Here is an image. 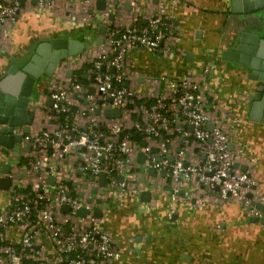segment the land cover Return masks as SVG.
I'll return each mask as SVG.
<instances>
[{
	"label": "crops",
	"instance_id": "crops-1",
	"mask_svg": "<svg viewBox=\"0 0 264 264\" xmlns=\"http://www.w3.org/2000/svg\"><path fill=\"white\" fill-rule=\"evenodd\" d=\"M127 2L130 0H125L123 9L114 7L109 12L108 15H114V19L109 20L111 26L134 20L132 3L127 8ZM36 6L37 0H25L20 19L0 32V75L13 65L21 68L42 43H49L52 39H87L90 42L83 53L61 62L53 75L38 80L34 87L30 105L37 103L38 107L30 126V137L36 138L48 131L55 138L61 122L53 108V91L69 90L67 104L78 129H86L92 115L89 110L92 101L101 100V93L93 85L90 68L102 51L96 42L101 36L102 16L92 6L86 10L79 0H56L50 9H37ZM162 8L175 16L171 39L173 53L166 54L162 49L155 52L133 48L128 54L126 82L135 93L133 102L117 119L106 118L103 110L95 112L104 129L117 120L141 145L131 160L133 177L128 189L119 191V187L124 186L119 182L115 189L102 195L99 179H91L93 173L85 164L83 147L67 154L58 145L36 151L34 142L32 151L26 152L22 149L23 144H19L20 154L15 157V151L0 146V169L4 163L12 167L9 175L0 170V177L14 175L9 190L0 188V211L13 200L25 198L30 193L25 192L26 188L32 191L41 189L46 180L49 190L54 191L55 185L63 181L73 196L92 203L93 210L101 209V217H96L93 211L95 223L112 235L120 253L118 259L106 264H264V212L259 209L261 216L248 215L243 204V196L252 193L251 199L264 205V115L260 120L251 118L254 95L264 81L249 78V71L242 65L223 59V52L231 48V40L236 34L255 31L254 22L258 18L260 21L264 19V10L234 14L231 0H177L176 4H172V0H152L149 5V11L155 14ZM40 58L44 57L40 55ZM207 67L212 72L205 80L203 70ZM189 72L198 80H204L206 88L201 97L204 106L213 118L224 119L225 129L231 136L230 150L233 155H239L234 166L238 163L236 168L251 174L256 181L253 191L224 199L218 192H206L196 180L172 183L164 172L143 162L144 145L158 149L156 157H161L159 149L168 138L164 158L174 156L197 163L205 157L198 141L192 138L186 148L183 136L177 133L149 138L142 136L141 139L135 136V124L151 121L150 107L166 90L162 80H178ZM75 82L81 84L80 90L74 88ZM186 129L192 131L193 127L188 125ZM178 149L183 153L180 154ZM36 159H40L45 167H55L56 173L31 169L28 163ZM16 175H22V178L17 179ZM51 175L56 178L55 184L47 182ZM95 187L97 193H93ZM18 189L23 191L18 192ZM145 191L150 195H143ZM171 191L178 193L174 203ZM99 199L100 204L97 203ZM172 207L174 212H171ZM59 219L65 220L61 216ZM42 228H39L37 240L43 254L40 259L28 258L27 263L66 264L56 244ZM29 229L36 230V227L33 225ZM25 231L27 229L18 226L0 230V244L19 245ZM0 264L7 262L0 261Z\"/></svg>",
	"mask_w": 264,
	"mask_h": 264
},
{
	"label": "built area",
	"instance_id": "built-area-1",
	"mask_svg": "<svg viewBox=\"0 0 264 264\" xmlns=\"http://www.w3.org/2000/svg\"><path fill=\"white\" fill-rule=\"evenodd\" d=\"M85 9L94 7L102 16V23L106 26L103 36L101 53L91 63L93 85L101 93L100 101H92L90 105L89 122L86 129H78L72 121L73 112L67 104L69 90L60 88L53 91V108L59 114L61 128L55 133V138L48 131L34 139L41 149L46 148L49 142L63 146L64 153H71L75 148L85 147L84 161L91 168L95 178L105 172L107 185L105 191L113 190L119 184L118 175L124 176V186H128L133 177L131 160L138 153L141 145L134 141L122 124L113 121L107 129H103L96 111L107 108L125 109L133 102L135 93L127 85L128 54L133 48H145L149 51L173 53L171 39L174 36L175 16L167 14L162 8L158 14L149 11L152 0H130L134 11V20L130 23H121L115 27L110 25L109 12L116 7L123 9L125 0H105L106 9L100 10L96 6L97 0H79ZM25 0H1L0 2V32L8 25H13L20 19ZM56 0H37V9L53 8ZM177 0H172L176 4ZM114 11V10H113ZM143 20H146L144 23ZM118 34V38H116ZM163 42V45L161 44ZM212 69L203 70L205 80L211 75ZM160 81V80H159ZM165 82L166 90L156 97L150 107V122H137L135 128L144 138L177 133L183 136L186 148L192 143V138L199 142L205 157L197 163L185 166L184 158L170 161L164 158L167 154V143L164 140L159 149L162 159L156 160V153L151 151L150 145L142 147L146 154V163L149 167L164 172L167 178L176 184L185 181H198L206 192H218L222 198L231 195L253 191L256 181L248 171L234 166L236 158L230 150L231 136L225 129L222 117H212L205 108L201 99L202 91L206 86L204 80H198L192 72L181 79ZM76 90L81 84H73ZM173 109V111L171 110ZM209 123H214L212 131ZM192 126L188 131L186 126ZM73 132V134H71ZM211 139V142H210ZM183 151L180 152V154ZM165 155V156H163ZM31 169L53 174L55 167H45L40 159L30 160ZM69 189L63 181L55 185L50 191L46 180L41 189L31 191L25 198L13 200L4 210L0 211V230L10 226H18L24 232L19 245L14 243L0 244V261L7 264H30L28 258L40 259L43 249L38 243L39 228L56 244L58 252L66 264H106L120 257L112 235L100 228L93 215V205L82 197L69 195ZM171 200L178 199L177 191H171ZM69 206V212L64 213L63 205ZM244 210L248 215L261 216L262 212L252 204V199L243 196ZM86 207L89 214L85 217L78 215L81 208ZM171 212H174L172 207ZM65 220H60L59 217ZM85 220H89L85 223ZM35 225L36 230L29 229ZM39 227V228H38Z\"/></svg>",
	"mask_w": 264,
	"mask_h": 264
},
{
	"label": "water",
	"instance_id": "water-1",
	"mask_svg": "<svg viewBox=\"0 0 264 264\" xmlns=\"http://www.w3.org/2000/svg\"><path fill=\"white\" fill-rule=\"evenodd\" d=\"M1 2V0H0ZM232 13L234 14H250L259 13L264 10V0H231ZM127 8H130L131 3L127 2ZM96 6L100 10L106 9L105 0H97ZM109 19L112 21L114 15L110 14ZM258 18L255 22V31L247 32L241 31L236 34L231 40V48L223 52V59L229 60L242 65L245 70L249 71L248 77L254 80L264 81V19L260 21ZM145 23L146 21L143 20ZM106 26H100V37L97 39V44L101 45L103 36L106 34ZM118 38V34L115 36ZM163 45V42L161 43ZM90 46V42L86 39L80 41L71 38H56L49 43H42L31 60L19 68L13 65L6 72L0 75V146L7 147L15 151L14 156L18 157L20 154L19 144H23V151L31 152L34 143V137H30L31 125L35 118V111L38 107L37 103L32 104V97L34 96V87L38 80L44 79L46 75H53L61 62L83 53L84 49ZM163 50V49H162ZM42 55L44 58H40ZM264 84L262 83L257 93L254 95V102L251 110V118L260 120L264 115ZM123 114L122 108H107L104 110L106 118L117 119ZM215 127L214 123H209L208 129L210 131ZM144 136V135H142ZM28 137V138H27ZM30 142V143H27ZM211 142V139H210ZM145 146V145H144ZM49 149L53 147V143L49 142ZM36 151L41 150L39 146L34 147ZM63 148V146H61ZM85 150V147L82 148ZM153 153H158V149L152 148ZM181 152L182 149H178ZM146 161V154L141 153ZM162 157H157L160 161ZM170 161H175L174 156H169ZM142 162V163H143ZM190 163L185 161V166ZM238 167V163H235ZM246 170V166L243 167ZM91 170V168L89 167ZM1 173L9 175L12 167L9 163L1 165ZM154 174V171H152ZM14 176V175H12ZM12 176L0 177V188L9 190L13 181ZM17 179H21L22 175H16ZM55 176H49L47 182L55 184ZM91 179H95L92 175ZM99 187L105 188L107 185V175L105 172L99 174ZM117 180L120 183L124 182V176L118 175ZM128 186L119 187V191L127 190ZM98 188H93V193H97ZM102 195L105 190L100 191ZM71 195V193H68ZM143 195H150L145 191ZM252 198V193L248 194ZM101 199L97 203H101ZM252 204L264 212V205L260 202L252 200ZM61 210L64 213L69 212V206L63 205ZM89 214V210L83 207L79 210L78 215L85 217ZM96 217L102 216V211L99 207L94 210ZM255 220H258L255 218Z\"/></svg>",
	"mask_w": 264,
	"mask_h": 264
},
{
	"label": "trees",
	"instance_id": "trees-1",
	"mask_svg": "<svg viewBox=\"0 0 264 264\" xmlns=\"http://www.w3.org/2000/svg\"><path fill=\"white\" fill-rule=\"evenodd\" d=\"M60 122H62V120H60ZM101 127H102V126H101ZM102 128H103V127H102ZM103 129H104V128H103ZM71 134H73V132H71ZM136 135H138V136H137L138 139H141V137H142V133L137 132V134L135 133V136H136ZM29 189H30V188H26V189H25V192H27V191H28V192H31V191H32V190H29ZM19 191H23V190L18 189V192H19Z\"/></svg>",
	"mask_w": 264,
	"mask_h": 264
}]
</instances>
